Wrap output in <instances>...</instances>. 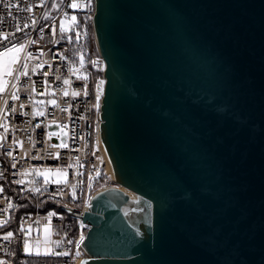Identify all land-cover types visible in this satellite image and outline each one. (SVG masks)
<instances>
[{
    "label": "water",
    "instance_id": "1",
    "mask_svg": "<svg viewBox=\"0 0 264 264\" xmlns=\"http://www.w3.org/2000/svg\"><path fill=\"white\" fill-rule=\"evenodd\" d=\"M100 188L78 264H264V0H96Z\"/></svg>",
    "mask_w": 264,
    "mask_h": 264
},
{
    "label": "built area",
    "instance_id": "2",
    "mask_svg": "<svg viewBox=\"0 0 264 264\" xmlns=\"http://www.w3.org/2000/svg\"><path fill=\"white\" fill-rule=\"evenodd\" d=\"M77 2L82 6L76 9L69 7L72 0L0 3V36H8L0 40V52L15 45L17 57L0 91V187L4 189L0 192V221H9L0 227V258L19 254L41 258L42 264L49 258L78 264L87 256L83 242L90 228L83 217L91 209L95 192L104 187L97 181L103 175L112 178L99 129L106 61L93 28L96 0ZM8 3L13 7L6 9ZM29 7L31 11L26 10ZM61 21L64 32L60 31ZM21 44L23 49H19ZM25 65L27 75L23 74ZM100 81L104 83L97 108ZM13 93L17 99L12 98ZM64 144L67 147L61 146ZM47 170H64L66 178L45 180L42 174ZM19 202L27 211L16 218ZM49 212L55 215L49 217ZM8 231L13 237L4 240ZM81 237L83 242L77 248ZM25 241L29 252L24 251ZM48 251L69 254L45 255Z\"/></svg>",
    "mask_w": 264,
    "mask_h": 264
},
{
    "label": "snow or ice",
    "instance_id": "3",
    "mask_svg": "<svg viewBox=\"0 0 264 264\" xmlns=\"http://www.w3.org/2000/svg\"><path fill=\"white\" fill-rule=\"evenodd\" d=\"M3 2V0H0V3H2ZM54 7H57L58 5H53ZM82 5L80 4V3H78L77 2V0H72V3L69 5V7H71V8H73V9H76V8H79V7H81ZM83 6H88V5H83ZM4 7L7 9V8H10V7H13V5L12 4H10V3H8V4H4ZM26 10H28V11H31V7H29L28 9H26ZM67 15V14H66ZM71 19H72V21H75L76 20V17L73 15L72 17H71ZM33 23H35V21H33ZM24 27H28V25L27 24H24ZM17 31H21V29L19 28V27H17V29H16ZM41 31H43V29H41ZM60 31L61 32H64L65 31V27H64V22L63 21H61V25H60ZM53 33L55 34V27H53ZM8 39V36L7 35H3V36H0V40H7ZM30 43H35V41H30ZM14 48H16V46L15 45H13L12 47H9V48H6V50H5V52H0V57H3L6 53H11V52H13V49ZM24 48V45L23 44H21V45H19V49H23ZM32 54L31 53H28V56L30 57ZM16 59H17V57H15V56H11V57H9V63H14L15 61H16ZM24 75H27L28 73H27V70H26V65H25V71H24V73H23ZM18 78V77H17ZM64 83L65 84H68L69 83V81L66 79V80H64ZM104 82L103 81H100V83L97 85V89H98V91H97V96H96V100H97V103H96V105H94V107H99V100H100V95L102 94L101 93V91H100V87H101V85L103 84ZM4 89H3V87H0V91H3ZM79 93H73V95H78ZM87 94V92L85 91V95ZM65 95H67V93H65ZM12 98L13 99H17L18 97L15 95V93H13V96H12ZM54 103V102H53ZM21 107H23V105H21ZM12 111L14 112L15 111V109H12ZM38 115H42L43 113H37ZM61 146H63V147H67V145L66 144H64V145H61ZM8 155H11V153H8ZM57 158H58V155H57ZM13 167H15L16 165L15 164H13L12 165ZM46 175V174H45ZM23 181H17V183H22ZM3 187H0V192H3ZM36 191H39V189H36ZM8 207L9 208H11V207H13V205L11 204V203H9V205H8ZM69 211H71V209H69ZM48 215H49V217H51L52 215H55V213H53V212H49L48 213ZM9 221H0V227H6L7 226V223H8ZM21 230H23V225H21ZM25 235H27V233H25ZM13 237V232H11V231H8L7 233H6V235L3 237V239L4 240H9L10 238H12ZM73 241H71V240H69L68 241V243H72ZM83 242V237H81V240L80 241H78L77 242V244H76V246H77V248L79 247V245H80V243H82ZM57 243H59V242H57ZM24 251L25 252H29L30 251V249H29V247H28V243H27V241H25V246H24ZM39 254V253H38ZM45 255H48V254H53V255H68L69 253L67 252V251H65V252H50V251H48V252H45L44 253ZM77 255H79V253L77 252ZM0 264H4V262L3 261H0ZM82 264H85V262H82Z\"/></svg>",
    "mask_w": 264,
    "mask_h": 264
},
{
    "label": "rangeland",
    "instance_id": "4",
    "mask_svg": "<svg viewBox=\"0 0 264 264\" xmlns=\"http://www.w3.org/2000/svg\"><path fill=\"white\" fill-rule=\"evenodd\" d=\"M11 56H15V51L11 52ZM12 63H9V57L5 54L3 57H0V87L4 83V79L11 71ZM46 174V175H45ZM43 177L45 180H54V181H64L66 178V172L64 170H47L43 172ZM111 178V177H110ZM112 179V178H111ZM102 184V186L105 187ZM117 183L108 184L107 186H115ZM0 261H3L4 264H12V262L8 261V259L0 258Z\"/></svg>",
    "mask_w": 264,
    "mask_h": 264
},
{
    "label": "trees",
    "instance_id": "5",
    "mask_svg": "<svg viewBox=\"0 0 264 264\" xmlns=\"http://www.w3.org/2000/svg\"><path fill=\"white\" fill-rule=\"evenodd\" d=\"M92 40H93V38H92ZM93 45H94V42H93ZM98 183H101L103 185L105 183L106 184L105 186H107L108 184L115 183V181L113 179H111L109 176L103 175L97 181V184ZM26 211L27 210H25L22 207V204L19 202V204L15 208V217L17 218V217L23 215L24 213H26ZM8 261L12 262V264H42V259L41 258L22 257L19 254H15V256L9 258ZM45 264H61V262L59 260H57V259L49 258V259L46 260Z\"/></svg>",
    "mask_w": 264,
    "mask_h": 264
},
{
    "label": "bare ground",
    "instance_id": "6",
    "mask_svg": "<svg viewBox=\"0 0 264 264\" xmlns=\"http://www.w3.org/2000/svg\"><path fill=\"white\" fill-rule=\"evenodd\" d=\"M108 171L110 172V174L112 175V178H115L114 174H113V170H112V166L111 163L108 162Z\"/></svg>",
    "mask_w": 264,
    "mask_h": 264
}]
</instances>
